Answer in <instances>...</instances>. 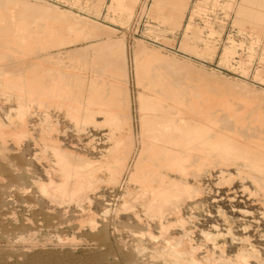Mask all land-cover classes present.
I'll use <instances>...</instances> for the list:
<instances>
[{"label": "rangeland", "instance_id": "1", "mask_svg": "<svg viewBox=\"0 0 264 264\" xmlns=\"http://www.w3.org/2000/svg\"><path fill=\"white\" fill-rule=\"evenodd\" d=\"M21 1L0 2V127L9 132L0 139V264H264V186L252 177L264 173L243 164L239 150L234 161L215 164L205 153L212 146L192 145L191 135L141 130L151 112L141 98L159 95L195 120H203L196 102L227 98L224 85L198 82L192 69L264 94V0H29L44 7L28 10ZM49 6L106 33L68 32L72 18L56 19ZM64 36L71 41L59 44ZM107 38L119 44L127 70L129 116L119 126L101 90L110 76L93 50ZM137 42L184 64L170 81H181L175 93L188 94L191 106L136 78ZM71 50L84 54L70 59ZM176 158L183 170L170 163ZM178 181L194 192L173 190Z\"/></svg>", "mask_w": 264, "mask_h": 264}, {"label": "bare ground", "instance_id": "2", "mask_svg": "<svg viewBox=\"0 0 264 264\" xmlns=\"http://www.w3.org/2000/svg\"><path fill=\"white\" fill-rule=\"evenodd\" d=\"M5 1H11V2L13 1V3H14L15 0H0V2H2V3H4ZM21 2H22V4H21V6H19V8L26 9V7H28V6H32V7L36 6L35 8L44 7V6H41V4H40V6H38L39 4L36 5V3L32 4V3H30L29 0L28 1L27 0L21 1ZM173 2H174V5L175 4L184 5V2L182 0H174ZM42 5H44V4H42ZM49 7L50 8H48V7L47 8H48L49 12H51L50 14L51 15L53 14L52 16L57 15L56 17H58V18L54 17L56 19H59V16H61L60 18L62 19V16H66V15H68L66 17H69L70 19L72 18L73 23L71 22L72 24L70 23L71 25L68 26V28H67L68 32H70L71 30H74L80 34H85L86 36L88 35V37H94V38L100 37L101 35L106 33L105 27L102 28V27L98 26L97 24L93 23L92 21L89 22V21L83 20L84 18L81 19L79 17L75 18L74 16L71 15V13L69 14V12L67 10H64V9L56 8L54 6L53 7L49 6ZM44 9H46V8H44ZM26 10H28V9H26ZM36 10H38V9H36ZM15 12H17V11H15ZM19 13L24 15L22 11H19ZM15 14H17V13H15ZM47 14H48V16H51L49 13H47ZM67 24H69V23H67ZM61 36H63V35H61ZM70 41L71 40L69 38L64 36L60 40L59 44L60 43H67ZM114 41L115 40H113V41L110 40V38H107V40L104 42L98 41L99 43L96 44L97 47L95 49H93L94 51L96 50L95 52L97 53V55H96L97 57L96 56H94V57L92 56V57L97 58L96 62L99 64L98 70L100 72L101 71L104 72L105 74H107L111 77V78L109 77V79L105 80V81L100 80L101 84H103L101 86V90L103 92H105L108 96L111 95L109 99H111L110 100L111 103L114 104L117 108L116 111L113 112V114H112L113 119H114V123H115V125L119 126L124 121V119L128 118V116H129V114H128L129 110L127 111V109L129 108L130 103L128 104V102L130 100L127 97L128 94L126 95V90H124V85H123V84H126L125 83V80H126L125 75L127 73L126 72L127 70H125L124 65H123L124 62L122 61L123 52H121L119 44L116 43L117 41L116 42H114ZM140 42L135 43V45L132 49V53H133L132 56L134 57V67H136L135 68L136 69V71H135L136 72V78L139 81L141 79V81L148 83L153 88L151 90H153L154 92L162 94L163 96L168 97V98L175 97V99L177 101L185 102L189 106H191L192 103L188 102V100L191 99V97H189L188 94H187V97H183V96H186L185 95L186 93L184 95L175 93V91L177 89L180 88L179 92H181V90L183 89V86H182V89L180 86L175 87L181 81L178 83L176 81L175 85L172 84L173 83V82H171L172 80L170 81V78H171L170 76H172L174 74L173 71L174 72L177 71L176 74L178 72H181L183 69H185L184 64L179 63L181 61L177 62L176 61L177 59L174 60L175 58L173 56H171L170 58L167 56L168 57L167 58L166 55L163 56L158 51H154L152 49H147ZM76 51H79V50H75V51L71 50L70 52H68V54L70 53L69 55H72L71 56L72 58H70V59H73L75 55L82 53V52H79L76 54ZM82 51H83V49H82ZM82 54H84V53H82ZM3 56H4V53H3ZM141 56H143V58H141ZM84 57H86V56H84ZM139 57L143 60L139 61L140 60V59H138ZM88 60H90V59H88ZM123 60H125V59H123ZM152 60L154 62H152ZM3 65H5V64H2L1 67H3ZM187 65H188V63H187ZM15 68H17V67H15ZM17 69H19V68H17ZM196 69L194 71H193V69L192 70L190 69L192 72H190V70L189 71L187 70L188 73L189 72L191 73L193 79H196L198 82H200V79L203 78L204 82L209 81V83L215 82L217 85L219 84L218 87H220V84H221V87L224 85V89L226 91L225 94H227L226 95L227 98L225 100H219L217 102L216 101H207L206 103H203V104H199V103L197 104V102H196L195 108L196 107L197 108L194 111L202 114L203 120H204L203 121V120H199V119L195 120L191 116L192 113L186 112L181 105H177V104L170 105L167 103H163V105H162V102H161V99L159 98L160 97L159 95H158V98L156 97L155 100H146V99L140 97L142 99L141 102L144 103L146 106H148L151 109V112L147 113L146 116H142V120H141L142 135L143 136L151 135L153 137H157L158 134H163V135H168L174 139L176 136L179 138H182V137H188V135H191V136H193V138L194 137L197 138L195 143L194 142L191 143L192 145L212 146L211 149H209V150L207 149V151H205V153H208L213 157L212 160H214L215 164L216 163L217 164H220V163L228 164L231 161H234L236 159V156H237V155L234 156L235 152L239 150L242 153L241 158H243V162H242L243 164H252L253 163V165L255 166L257 171L264 173V94L259 95L258 94L259 92L257 93L253 89L247 88L243 84H239L237 82H234V83L230 82L226 78H225L226 80H224V79H222V78H224L222 76H220V78L218 77V80L214 79V78H212L213 75H211L209 77V74H204V71L202 72L200 70L201 71L200 72ZM94 70H95V68H94ZM171 72H172V75L169 74ZM182 73H183V71H182ZM176 74H174L173 77L176 78V80H179L177 77H175ZM97 75L98 74H96V76ZM99 75H101V74H99ZM101 78H103V77H101ZM7 79H8V76H7ZM92 79L94 80V78H92ZM96 79L97 78L95 77V81H96ZM201 81L203 82V80H201ZM90 84H91V81H90ZM180 84H182V83H180ZM201 85H203V84H201ZM212 85L214 86L213 83H212ZM211 90H212V87H211ZM188 119H189V122L186 123V121ZM128 130H130V129H128ZM5 133H6V130H4L0 127V139L5 137V135H4ZM7 133H9V132H7ZM235 133L242 137L241 140L235 139V137H236V136H234ZM122 136H124V134ZM131 138H132V135H131V131H130L129 133H126L123 140H125L126 142H130ZM242 142H244V143H242ZM120 143H122V141ZM125 147H123V149H121L123 153L126 152V150L124 151ZM164 147L167 148L166 146H164ZM162 148H163V146H162ZM168 149H171V148H168ZM53 150H55V149H53ZM140 150H141V148H140ZM55 152H57L59 159H62L64 157V153L62 151L56 150ZM65 153H67V152H65ZM127 153H128V150H127ZM131 153H132V150H130L129 154H131ZM141 154H142V152H141ZM68 156H69V154H68ZM70 156H72V155H70ZM121 157H122L121 154H119L117 156V159H119V160H118V163H116L114 166L120 164L119 161H120ZM71 158H73V157H71ZM71 158H69V159H71ZM78 158H76L75 160H77ZM138 158H140V157L138 156ZM81 160L79 159V160H77V162H79V161L83 162V159H81ZM60 161L61 160H59V162ZM65 162H67V161H65ZM138 162H139V159H138ZM138 162H137V165H135V167H134L135 169L138 168L141 164ZM183 162H184L183 159L176 158V159H173V161H171L170 163L172 165L175 164L179 170H183ZM60 163H62V162H60ZM83 164H84V162H83ZM84 171H86V170H84ZM65 173H67V171L64 172L63 174H65ZM67 174H70V173H67ZM74 175H76V173ZM262 176L260 175V173H255V172L252 175V177L260 183V184L258 183L259 185L264 186V178H262ZM194 188L192 186L186 185L183 181H178V182H175V187L173 190L181 193L182 195H189V194L194 192V190H195ZM160 191L164 192L167 196H173L172 194L167 192V190L164 188H162ZM203 235H205V234H203ZM207 235H206V237H207ZM174 253H176V252H174ZM188 264H196V262L194 260H192V261H189Z\"/></svg>", "mask_w": 264, "mask_h": 264}]
</instances>
